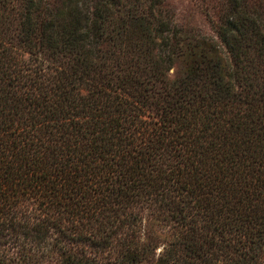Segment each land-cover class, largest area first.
Masks as SVG:
<instances>
[{"label": "trees", "instance_id": "1", "mask_svg": "<svg viewBox=\"0 0 264 264\" xmlns=\"http://www.w3.org/2000/svg\"><path fill=\"white\" fill-rule=\"evenodd\" d=\"M164 2L0 0V264H264V0Z\"/></svg>", "mask_w": 264, "mask_h": 264}, {"label": "rangeland", "instance_id": "2", "mask_svg": "<svg viewBox=\"0 0 264 264\" xmlns=\"http://www.w3.org/2000/svg\"><path fill=\"white\" fill-rule=\"evenodd\" d=\"M224 0H165L164 5L173 12L174 21L187 28H194L208 36L220 45L214 23L219 19V13ZM180 67L177 62L169 70L173 75ZM264 72L257 71V96H260L264 87ZM261 102H264L263 98Z\"/></svg>", "mask_w": 264, "mask_h": 264}]
</instances>
